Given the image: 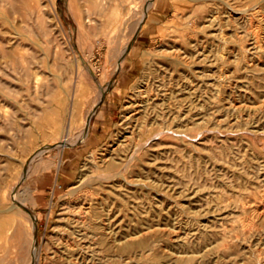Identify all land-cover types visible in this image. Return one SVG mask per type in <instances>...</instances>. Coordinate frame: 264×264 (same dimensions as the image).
I'll use <instances>...</instances> for the list:
<instances>
[{
    "label": "rangeland",
    "instance_id": "1",
    "mask_svg": "<svg viewBox=\"0 0 264 264\" xmlns=\"http://www.w3.org/2000/svg\"><path fill=\"white\" fill-rule=\"evenodd\" d=\"M149 1L0 0V264L30 263L33 215L39 264H69L62 214L85 198L82 264H264V0ZM145 82L163 117L130 134ZM108 213L117 241L90 225Z\"/></svg>",
    "mask_w": 264,
    "mask_h": 264
},
{
    "label": "bare ground",
    "instance_id": "2",
    "mask_svg": "<svg viewBox=\"0 0 264 264\" xmlns=\"http://www.w3.org/2000/svg\"><path fill=\"white\" fill-rule=\"evenodd\" d=\"M153 4V0H150L147 4V8H146V11L150 8V6H152ZM256 6V5H255ZM147 13V12H146ZM262 13V12H260ZM264 13V12H263ZM241 15V14H240ZM254 15V14H253ZM258 15V14H257ZM262 15V14H261ZM147 14H144L142 19H141V22L138 23V29L140 30V28L142 27V24L143 22L146 20V17ZM243 16V15H242ZM218 17V16H216ZM245 17V16H244ZM264 17V16H263ZM251 19V17L249 18ZM213 20V19H212ZM237 20V19H236ZM245 21V20H244ZM251 21V20H250ZM261 21V20H260ZM212 22V21H211ZM252 22V21H251ZM259 23V22H258ZM257 23V24H258ZM256 29V28H255ZM260 31V30H259ZM242 34V33H241ZM253 35V34H252ZM254 36V35H253ZM256 38V36H254ZM258 37V36H257ZM264 37V36H262ZM259 40V38H256ZM254 40V38H253ZM252 40V41H253ZM262 41V40H261ZM264 42V41H263ZM249 43V42H248ZM259 43V42H258ZM257 43V44H258ZM250 44V43H249ZM263 45V44H262ZM259 46V44H258ZM257 46V47H258ZM250 47V46H249ZM256 47V46H255ZM263 47V46H261ZM264 49V48H262ZM254 50V49H253ZM256 50V49H255ZM249 51V50H248ZM252 51V49H251ZM258 52V51H256ZM249 53V52H247ZM205 54V53H204ZM250 54V53H249ZM248 54V55H249ZM256 54V53H255ZM254 54V55H255ZM248 57V56H247ZM257 57V56H256ZM255 57V58H256ZM197 61V60H196ZM121 64V63H120ZM120 66V65H119ZM254 66V65H253ZM143 82V81H142ZM159 82V81H158ZM154 83V82H153ZM187 84V83H186ZM141 86L138 87V89L136 90V92H134L133 96L131 97V101L127 104V106L125 107V115H124V121L127 122L128 124V129H129V133L130 134H133L135 132V130H140L142 127H144L145 125L149 124L150 126L151 125H154L155 122L157 121V119L159 118V116L163 117L162 115H158L156 118V116H153L152 113L159 107V102L160 100L163 98H161L160 96V93L158 92L157 94H153V90L150 89L149 87V84L148 83H142L140 84ZM151 85V84H150ZM159 85V84H158ZM194 85V84H193ZM179 86V85H178ZM185 86V84H184ZM212 86V85H211ZM161 87V86H159ZM176 87V86H175ZM186 87V86H185ZM196 87V86H195ZM213 87V86H212ZM163 88V86H162ZM181 88V87H180ZM161 89V88H160ZM158 89V90H160ZM174 89V87H173ZM190 89V88H189ZM188 89V90H189ZM169 90V89H168ZM182 90V89H181ZM196 90V89H195ZM161 92V91H160ZM166 93L167 90L165 91ZM171 92V91H170ZM168 93L169 95L171 93ZM176 92V91H175ZM210 93V92H209ZM162 95V94H161ZM172 95V94H171ZM179 95V94H178ZM160 96V97H159ZM177 96V95H176ZM220 96V95H219ZM165 97V96H164ZM170 97V96H169ZM168 97V98H169ZM206 98V97H205ZM165 99V98H164ZM163 99V101H164ZM167 99V98H166ZM165 99V100H166ZM159 101V102H158ZM169 101V100H168ZM169 103V102H168ZM182 104V103H181ZM196 105V104H195ZM166 106V105H165ZM175 106V104H174ZM178 106V105H177ZM182 106V105H181ZM169 107V106H168ZM171 107V106H170ZM179 107V106H178ZM172 108V107H171ZM176 109V107H173ZM236 108V107H235ZM249 108V107H248ZM153 109V110H152ZM160 109V108H159ZM152 110V111H151ZM161 110V109H160ZM171 110V109H170ZM174 111V110H173ZM182 111H183V108H182ZM248 111V110H247ZM249 111H252V110H249ZM159 112V111H158ZM166 112V111H165ZM181 112V111H180ZM185 112V111H184ZM183 112V113H184ZM161 113V112H160ZM173 113V112H172ZM170 113V111L167 113L168 116L170 118H172L171 122H172V125L173 127L174 126H179L178 125V122L180 123L179 119H180V115H176L174 116V114ZM251 113V112H250ZM256 113V112H255ZM180 114V113H179ZM198 115V114H197ZM258 115V114H257ZM184 116V115H183ZM190 116V115H189ZM188 116V119H190V117ZM227 116V115H226ZM239 116V115H238ZM186 117V116H185ZM253 117V116H252ZM182 118V117H181ZM192 118V116H191ZM256 118V117H255ZM160 119V118H159ZM158 119V120H159ZM163 119V118H162ZM165 119V117H164ZM153 120V121H152ZM183 120V118H182ZM167 121V120H166ZM166 121L164 120V122L166 123ZM192 121V120H191ZM257 121V120H256ZM184 122H187V121H184ZM190 122V120H189ZM188 122V124H189ZM194 122V120L192 121ZM183 123V122H182ZM157 124V123H156ZM167 124V123H166ZM199 124V123H198ZM182 125V124H181ZM253 126V125H252ZM162 127V126H161ZM173 127H169L168 125L167 126H164L162 129L163 131L167 130H171L173 129ZM151 129V128H150ZM161 129V128H160ZM179 129V128H176V130ZM138 130V131H139ZM144 130V129H143ZM175 130V129H174ZM137 131V133H138ZM166 131V132H167ZM173 131V130H172ZM88 133H89V130L88 128H84L82 130V132L80 133L79 135V140H82V139H85L87 136H88ZM184 135V134H183ZM135 136V135H134ZM130 137V136H129ZM142 137V136H141ZM128 139V138H126ZM61 143H63V145L67 146L69 143H68V139H64V141H62ZM128 143V142H127ZM59 144V143H58ZM107 145V144H106ZM127 145V144H126ZM64 146V147H65ZM109 146V145H108ZM112 146V145H111ZM113 146L114 143H113ZM123 142H120L117 147H113L110 149V151L108 152H104L101 156L97 157L95 154L92 155V162L95 166L96 169L100 170L102 169L104 166H107L108 164H110L111 162L117 160L115 159L112 155L114 154V152L116 153V151H119L122 147H123ZM136 148V146L134 147ZM107 150V149H106ZM135 150V149H134ZM103 151V150H102ZM132 151V150H131ZM136 152V151H134ZM44 153V150L42 148H39L37 149L30 157L29 159H27L28 161L26 163H24L23 167H24V171L21 173L20 177H19V180L17 182V185L16 187L14 188L13 190V195L11 196L10 200L13 202L11 204V206L7 209L8 210H11L12 212L16 209H21L20 206H23V207H26L25 205L21 204L18 200H17V196H18V193L20 191V188L22 187V184H23V181L25 180V178L27 177V175L29 174L31 168H32V164L34 163V161L38 160L41 158V156L43 155ZM133 153V152H132ZM114 156L116 157V155L114 154ZM131 157V155H130ZM122 158V157H121ZM137 158V157H136ZM150 158V157H149ZM124 160V159H123ZM119 161V159H118ZM117 161V162H118ZM155 161V160H154ZM152 164V163H151ZM82 166V165H81ZM75 171V170H74ZM85 171V169H84ZM83 174V173H82ZM109 174V173H108ZM139 176V175H138ZM117 178V177H116ZM96 179V178H95ZM103 180V179H102ZM114 180V179H112ZM139 180V179H138ZM150 180V179H149ZM68 182V181H67ZM86 182V179H85V175H82V177L80 176V179L78 181V185H73L72 187H70V192L71 194L72 193H76L78 192L79 190H82V188L85 186ZM98 183V181H97ZM156 183V182H155ZM95 185V184H94ZM111 185V184H110ZM181 185V184H179ZM125 188V187H124ZM92 190V189H91ZM81 192V191H80ZM126 192V191H125ZM56 193V192H55ZM119 193V192H118ZM21 194V193H20ZM74 195V194H73ZM95 195V194H94ZM96 196V195H95ZM101 196V195H100ZM119 197V196H118ZM121 197V196H120ZM19 198V197H18ZM90 198V197H89ZM102 198V197H101ZM60 199V198H59ZM62 199V198H61ZM88 199H84L83 201L80 202V206L79 207H74V208H71L70 211H69V214H68V209H67V213H64V215L62 214V219L66 222V225L65 226V230H64V233L61 235H59V237L61 236V247L63 249V251L65 252L67 258L66 260H68V258L70 259L68 262L69 264H82L80 262V259H83L81 258V254H79V247H77V245L73 242L74 239H80V238H89V234L88 233L89 231H87V219H91L89 218V215L90 213H93L91 212V204L88 203L87 201ZM96 200V199H95ZM94 200V201H95ZM100 200V199H99ZM127 200V199H126ZM90 202V201H89ZM19 203V205L17 204ZM94 204V203H93ZM69 205V204H68ZM95 205V204H94ZM102 205V204H101ZM136 205V204H135ZM64 206V205H63ZM112 207V206H111ZM136 207V206H135ZM104 208V207H103ZM93 211V210H92ZM105 211V210H104ZM32 212V211H31ZM66 212V210L64 211ZM100 213V212H98ZM66 214V215H65ZM106 214V212H105ZM60 216V214H59ZM91 216V215H90ZM93 217V216H92ZM95 217V218H94ZM93 219H92V224L91 227L93 230H97V231H100L102 236H105V237H108L109 239H113L114 241H117L119 239H117L116 235L117 233H115L114 229H113V224H112V221H111V216L110 214L108 213L106 216H94ZM37 218L38 216L36 217L35 215H33L31 221H29L30 225H29V229L31 230L32 232V235L31 237L33 238L32 239V243H31V261L29 264H39V256L37 254V247H36V229H37ZM60 219V218H59ZM61 219V220H62ZM62 220V221H63ZM64 222V223H65ZM90 222V221H88ZM90 222V223H91ZM117 224V223H116ZM89 225V226H90ZM11 230V229H10ZM140 230V229H139ZM141 232V231H139ZM97 233V232H95ZM99 233V232H98ZM94 234V233H93ZM130 234H126L125 235V238H127L126 240V245H130L131 244V239H130ZM58 237V236H57ZM98 237V236H97ZM133 237V236H132ZM135 237V236H134ZM108 239V240H109ZM54 240V239H53ZM80 241V240H79ZM86 241V240H85ZM124 241V240H123ZM58 242V241H57ZM107 244V243H106ZM87 247V246H86ZM57 252V251H56ZM102 252V251H101ZM93 253V252H92ZM95 253V252H94ZM69 255V256H68ZM90 255V254H89ZM92 255V254H91ZM102 257V256H101ZM106 257V256H105ZM86 258V257H85ZM107 258V257H106ZM72 260V261H71ZM105 260V259H104ZM107 260V259H106ZM84 262V260H83ZM68 264V263H67ZM101 264V262H100Z\"/></svg>",
    "mask_w": 264,
    "mask_h": 264
},
{
    "label": "water",
    "instance_id": "3",
    "mask_svg": "<svg viewBox=\"0 0 264 264\" xmlns=\"http://www.w3.org/2000/svg\"><path fill=\"white\" fill-rule=\"evenodd\" d=\"M36 237H37V234H36Z\"/></svg>",
    "mask_w": 264,
    "mask_h": 264
}]
</instances>
